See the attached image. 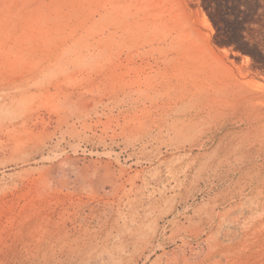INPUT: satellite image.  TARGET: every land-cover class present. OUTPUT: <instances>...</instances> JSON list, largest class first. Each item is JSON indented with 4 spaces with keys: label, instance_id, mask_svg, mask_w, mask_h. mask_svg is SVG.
Returning <instances> with one entry per match:
<instances>
[{
    "label": "rangeland",
    "instance_id": "374dc122",
    "mask_svg": "<svg viewBox=\"0 0 264 264\" xmlns=\"http://www.w3.org/2000/svg\"><path fill=\"white\" fill-rule=\"evenodd\" d=\"M0 264H264V0H0Z\"/></svg>",
    "mask_w": 264,
    "mask_h": 264
}]
</instances>
